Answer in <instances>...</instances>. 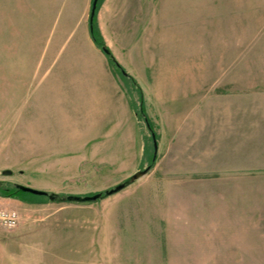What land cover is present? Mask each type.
Masks as SVG:
<instances>
[{
	"label": "rangeland",
	"instance_id": "obj_1",
	"mask_svg": "<svg viewBox=\"0 0 264 264\" xmlns=\"http://www.w3.org/2000/svg\"><path fill=\"white\" fill-rule=\"evenodd\" d=\"M91 1L0 0V186L53 194L0 203L20 216L0 227V264H264V228H238L239 203L227 200L238 188L221 178L237 154L220 143L180 151L178 121L168 120L199 98L209 116L264 115V0H97L95 25L121 69L92 42ZM103 64L135 109L143 104L137 166L129 130L113 144L86 121L93 104L79 75ZM85 140L121 158L105 161ZM258 151L264 164V141ZM242 155L253 165V153Z\"/></svg>",
	"mask_w": 264,
	"mask_h": 264
},
{
	"label": "crops",
	"instance_id": "obj_2",
	"mask_svg": "<svg viewBox=\"0 0 264 264\" xmlns=\"http://www.w3.org/2000/svg\"><path fill=\"white\" fill-rule=\"evenodd\" d=\"M83 67L84 69L81 71L84 73L79 75V78L84 80V82H80L81 86L83 85L80 90L83 96H86V90L83 89L87 87V93L90 95L93 104V110H90L86 115V121L90 118L94 120L89 125L90 131H104L113 138L111 143L116 144V141H118L116 137L121 138L122 132L129 130L128 136L131 139V145L128 149H130V152H125L129 153L132 164L137 166L136 162L142 151L141 134L139 133L138 119L131 107L129 96L123 92L109 65ZM50 68H53V62ZM46 69L42 71L43 74L44 72L48 73ZM63 70L65 72H61V75L62 77L67 76L68 80L70 72H75L67 65L64 66ZM60 79L59 74L56 81ZM73 79L71 81H75ZM125 98L128 100L126 103ZM168 117L169 121H178V124L174 125L176 128L172 130V134L175 135L171 137L176 138L175 141H179L181 146L184 147L180 151L188 152L186 147L192 144L195 146L196 151L200 153H211V148L218 147L217 144L220 143L223 146V153L237 154V164L222 168L226 173L225 176L221 177L223 183L228 181L227 183L236 184L238 188L235 194L236 197L234 195L229 196L227 200H236L239 203L240 209L236 221L238 228H264V164L256 162L259 153V151L257 152V146L264 141V115L257 113L245 115L242 113H219L209 116V112H202L199 98L191 108L189 115L180 116L179 120L176 114L171 113ZM162 120L166 121L165 118ZM91 142L86 141L87 147L92 150V153L102 152L104 155L101 157L105 161L111 162V159L117 161L121 158L116 155L114 157L106 155L101 150V145L94 144L91 147ZM118 145L121 147L120 143ZM246 145L251 146L253 149L250 152L244 150ZM207 146L208 148H205ZM198 147L200 148L198 149ZM214 152L217 151L214 150ZM244 152L254 154L253 165H246L245 161L240 159ZM11 201L18 200L14 197L0 196V203H10Z\"/></svg>",
	"mask_w": 264,
	"mask_h": 264
},
{
	"label": "water",
	"instance_id": "obj_3",
	"mask_svg": "<svg viewBox=\"0 0 264 264\" xmlns=\"http://www.w3.org/2000/svg\"><path fill=\"white\" fill-rule=\"evenodd\" d=\"M96 4H97V0H92L91 1V7H90V12H89V20L88 23L91 25V22L93 20L94 14H95V9H96ZM91 28V27H90ZM104 51H106V49H103ZM147 128L150 130V126L148 123H146ZM151 137H152V141H153V147H154V152L157 150V142H156V138L153 132H151ZM146 173V169L143 170H138L136 172H134L131 176H130V180H135L138 177H140L141 175ZM15 187L19 190H21L22 192H27L33 195H38V196H48L49 198H53V194H50L44 190H40V189H35L29 186H25V185H21V184H15ZM122 188H124V184L123 183H119L116 184L113 188H110L108 190L105 191V194L110 195L113 194L119 190H121ZM101 196L100 192L91 194V195H68L67 199L68 200H74V201H93V200H97L99 197Z\"/></svg>",
	"mask_w": 264,
	"mask_h": 264
},
{
	"label": "trees",
	"instance_id": "obj_4",
	"mask_svg": "<svg viewBox=\"0 0 264 264\" xmlns=\"http://www.w3.org/2000/svg\"><path fill=\"white\" fill-rule=\"evenodd\" d=\"M94 17H93V20L91 22V25L89 24V35L92 39V42L99 48H101V50L104 52V54L107 56V58L109 59L110 63L112 65H114L117 68L121 69V67L119 66V64L114 60V58L112 57L111 53L109 52V50L104 47L103 45V42H102V38L98 32V29L95 25V21H94ZM91 27V28H90ZM106 49V51H104L103 49ZM123 72V70H120ZM124 75H126L125 73H123ZM140 102H141V98H140ZM130 104H131V107L132 109L134 110V113L137 117V119H146L145 118V111H144V107H143V104L142 102L140 103L139 105V108L138 109H135V107L133 106V102L130 100ZM149 122V120L147 119V121H145V123ZM150 124V123H149ZM151 130V129H150ZM154 160H152L153 162ZM152 164L150 163V166ZM21 193H27V192H22L21 190L17 189L14 185V187H2L0 186V196H4V197H18V195H20ZM101 193V192H100ZM103 193H101V196L100 197H103ZM99 197V198H100ZM98 198V199H99Z\"/></svg>",
	"mask_w": 264,
	"mask_h": 264
},
{
	"label": "built area",
	"instance_id": "obj_5",
	"mask_svg": "<svg viewBox=\"0 0 264 264\" xmlns=\"http://www.w3.org/2000/svg\"><path fill=\"white\" fill-rule=\"evenodd\" d=\"M19 218L17 210L0 207V227L12 228L17 225Z\"/></svg>",
	"mask_w": 264,
	"mask_h": 264
}]
</instances>
